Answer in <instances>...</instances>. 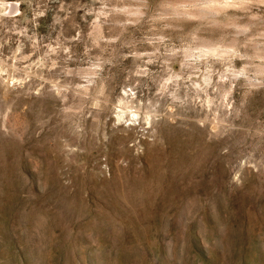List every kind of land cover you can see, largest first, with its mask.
<instances>
[{
	"label": "rangeland",
	"instance_id": "374dc122",
	"mask_svg": "<svg viewBox=\"0 0 264 264\" xmlns=\"http://www.w3.org/2000/svg\"><path fill=\"white\" fill-rule=\"evenodd\" d=\"M0 264H264V0H0Z\"/></svg>",
	"mask_w": 264,
	"mask_h": 264
}]
</instances>
